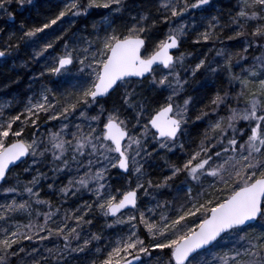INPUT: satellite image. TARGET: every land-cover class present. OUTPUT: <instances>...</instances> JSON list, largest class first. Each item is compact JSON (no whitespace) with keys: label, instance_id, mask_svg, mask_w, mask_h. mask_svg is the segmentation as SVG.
Segmentation results:
<instances>
[{"label":"snow or ice","instance_id":"1","mask_svg":"<svg viewBox=\"0 0 264 264\" xmlns=\"http://www.w3.org/2000/svg\"><path fill=\"white\" fill-rule=\"evenodd\" d=\"M13 3L33 0H0L9 19ZM213 7V0H155L153 13L134 0H59L52 18L21 24L19 37L0 43V58L32 48L33 61H46L39 77L52 78L20 112L0 103V191L14 194L0 203V264H264V0H238L224 22ZM93 9L105 12L92 30L68 37ZM197 12L209 14L197 19ZM189 16L194 44L223 45L231 32L227 40L243 38L242 51L210 49L223 63L212 67L205 57L186 67V54L172 50L188 35ZM176 23L154 36L159 24ZM57 25L59 34L51 31ZM250 51L259 55L244 67ZM201 71L223 74L226 87L193 119L188 87ZM145 82L158 96L168 93L162 102L154 105ZM42 119L56 122L43 134ZM197 122L205 127L194 139L189 126ZM161 151L167 171L154 181L146 166ZM20 165L31 179L4 187ZM113 170L129 178L126 188L114 186ZM83 192L91 199L61 212ZM97 215L108 229L123 226L104 247L103 229L91 231Z\"/></svg>","mask_w":264,"mask_h":264},{"label":"trees","instance_id":"2","mask_svg":"<svg viewBox=\"0 0 264 264\" xmlns=\"http://www.w3.org/2000/svg\"><path fill=\"white\" fill-rule=\"evenodd\" d=\"M56 0H33V3L31 5L25 4L23 8H20L17 4L13 3L10 8L12 12L14 13V18L9 19L7 15L0 13V43H3L7 40V38L15 34L16 37H19L20 33V26L21 24H25L26 26H36L43 22H45L47 19H50L54 16L58 3L55 2ZM134 2L144 8L145 10H151L153 13H155V0H134ZM214 7L210 9V13L214 11V9H220L222 11L223 17L221 19V22H224L227 20V13L230 9H234L236 4L238 3V0H213ZM105 12L103 9H93L91 10V15H89L86 19L81 18L77 21V24L67 33L68 37H71L72 32L76 31L77 29H80V34H86V32H90L92 30V24L94 21H99L101 19V14ZM202 15H208V13H201ZM197 19H199V12L195 13ZM188 18L191 19L190 22L187 24L189 25V30L191 29L192 24V16H189ZM121 23L120 21H117V24ZM206 23V21H205ZM59 25V22H58ZM57 26H53V29L51 31L57 32L59 34V29ZM178 26L177 24H174V27ZM64 28H67L68 25L65 23L63 25ZM169 25L165 24H159L158 25V31L154 34L155 37L163 38L164 33L168 31ZM200 31H203L201 28ZM195 35H197L196 32H188V35L183 38V42L181 44V47L178 51L175 52L176 56H179L181 53L186 54V61L185 66L188 67H194L195 63H197V59H203L207 58V60L211 63L212 67H216V61L219 57H216L215 50L210 51V49H219L223 46H226V51L229 53L235 54L242 51L243 48V38L238 41H229L227 40L228 35H232L231 32H225L222 36V39L224 41L223 45L220 42L208 43V44H194L193 41L195 40ZM33 51L32 48H25L21 47L18 53L13 54L12 56H9L7 58H1L0 59V103H10L12 105L10 111L12 114H15L17 112H20L24 109L25 105L28 102V98L32 96L34 93H38L41 89L42 85H49V79L50 77H39V74L42 70H44L45 60L41 59L38 63L33 61L30 57V53ZM55 54H59V48L57 49ZM254 55H259L258 51H250L248 54V61L242 62L245 63V65H249L251 61V57ZM235 61V59H234ZM221 62V61H220ZM39 77V78H38ZM213 76L210 73H207L206 71H201L197 75V77L194 80H190L188 92L191 93L196 98V106L193 109H199L204 104H207L212 95H214L217 88H224L226 87V81L224 80L223 74H221L219 77H216L213 80ZM207 82L206 87L201 88L200 85L204 82ZM196 89V91H193V89ZM145 94L152 98L155 102H162L163 97L166 96L164 93L161 95H156V93L152 91L147 90V82H145ZM182 100V99H181ZM111 104V100L108 101V106ZM224 114V113H222ZM46 119V118H44ZM195 119V117H193ZM50 122L47 124L44 123V120H41V127L39 128V132L41 134L45 133L46 130L50 126ZM204 125L200 122H197L195 125H190V131L192 133V138L198 139V134L203 132ZM33 129L29 128L27 130L28 135H31V132ZM180 155L179 152L175 156H172L171 154H168L169 159L172 161H175L177 157ZM165 156V153L161 151L159 156H155L158 162V166L160 168L153 169L152 165L151 167H146V171L149 173V176L151 179L159 180L161 179V176H163L164 173L167 171V167L165 165V161L162 157ZM153 159L150 161V164H152ZM30 162V161H29ZM25 165H20L19 167H15L12 169L10 175H9V183L4 184V187H8L9 184H15L16 177L19 176L21 183H26L28 180L31 179V175H28L24 173L23 168ZM44 171H47V168H43ZM115 171V170H113ZM117 178H113L112 183L115 187L120 188H126L127 184L124 185L125 180L127 177H124L122 180H116ZM183 177H181L179 180H177L175 183L176 185H180L181 181H183ZM51 182L49 179L48 181L43 182V191L47 193V183ZM66 183V180H64ZM59 186V185H58ZM0 191V199L6 200L9 197H12L14 194H11V196L5 197L3 193ZM167 193L168 190H165ZM184 193L181 192L179 195L183 197ZM173 195V192L168 195L166 194V199L171 200V197ZM142 196V195H141ZM17 199H21L20 197H16ZM23 198H27L24 196ZM44 199H50L53 204H59L60 201L58 197L51 196V195H45L42 196ZM143 198V197H142ZM90 194L88 192H83L81 197L78 198H69L67 204H64L63 208L61 209V212H63L64 209L68 208H75L79 204H82L86 200H90ZM18 220L20 223H27V217L26 215H18ZM111 222V220H109ZM104 218L97 215V219L95 221L94 226L91 228L92 232H98L101 229H103V239L99 243L100 247H104L106 243H104L105 238H109L113 236L115 233L119 231V226H116L112 229H108L105 226ZM27 243V242H25ZM96 242H94L95 244ZM50 246V245H49Z\"/></svg>","mask_w":264,"mask_h":264},{"label":"rangeland","instance_id":"3","mask_svg":"<svg viewBox=\"0 0 264 264\" xmlns=\"http://www.w3.org/2000/svg\"><path fill=\"white\" fill-rule=\"evenodd\" d=\"M56 3H58L59 4V0H56L55 1ZM209 14V13H208ZM211 15H217V14H219L220 16H221V18L223 17V14H222V11H220V9H214V11L213 12H211L210 13ZM202 14L201 13H199V16H201ZM207 15V14H206ZM191 21V19L190 18H187L185 21H183L184 23H188V22H190ZM177 25H178V23H176ZM169 26H171V27H174V24L173 25H169ZM189 32H191V29L189 30ZM195 39H196V35H195ZM62 50V45H61V47L59 48V52ZM234 59H235V57H234ZM218 60L219 61H221L220 63H223V60H222V58H218ZM197 61H199V59H197ZM235 62V61H234ZM243 62V61H242ZM241 62V63H242ZM243 64V66H244V64L245 63H242ZM188 67H189V65H188ZM244 67H247V65H245ZM235 71L236 72H239L240 71V69L239 68H236L235 69ZM216 77H214L213 78V80L215 79ZM49 81H50V79H49ZM49 85L48 86H51V84L50 83H48ZM165 95H167L168 93L167 92H165L164 93ZM178 102H180V103H182V100H180V101H178ZM111 105V104H110ZM109 105V106H110ZM197 112H198V109H192V118L193 117H195V115L197 114ZM50 126H49V128L50 127H52V125H55L56 124V122L55 121H50ZM204 125V124H203ZM205 126V125H204ZM57 127H58V125H57ZM150 163V162H149ZM158 162H157V159L156 158H154L153 159V161H152V167H153V169H157V168H160L158 165ZM147 167V166H146ZM112 175H113V178H117L116 180H122V179H120L118 176H117V172H116V170L115 171H113V173H112ZM128 177H127V179L125 180V183H124V185H126L127 184V181H128ZM161 179H162V176H161ZM133 187L135 186V181H134V178H133V185H132ZM1 193H3V192H1ZM141 197H143V193H141ZM176 195V193L173 191V195H172V197L173 196H175ZM183 195V194H182ZM9 196H11V194H9ZM172 197H171V199H172ZM11 198L12 197H9L7 200L8 201H10L11 200ZM160 199H166V196H162V197H160ZM18 201H19V199H17ZM6 200L4 199V200H2V199H0V203H4ZM179 202V201H178ZM123 226H119V228H122ZM125 231H126V229H125ZM117 233H115L113 236H111V238H114V236L116 235ZM110 238V237H109ZM109 238H105V240H104V243H107L108 242V239Z\"/></svg>","mask_w":264,"mask_h":264},{"label":"water","instance_id":"4","mask_svg":"<svg viewBox=\"0 0 264 264\" xmlns=\"http://www.w3.org/2000/svg\"><path fill=\"white\" fill-rule=\"evenodd\" d=\"M175 51H176V50H172L173 53H174ZM0 59H1V58H0ZM13 168H15V167H13ZM13 168H12V169H13Z\"/></svg>","mask_w":264,"mask_h":264}]
</instances>
